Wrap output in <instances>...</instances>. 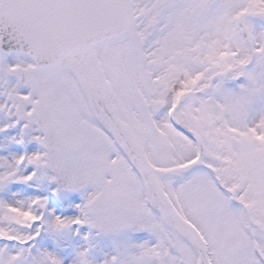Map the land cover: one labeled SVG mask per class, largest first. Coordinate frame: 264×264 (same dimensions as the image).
Segmentation results:
<instances>
[{"label": "snow or ice", "instance_id": "snow-or-ice-1", "mask_svg": "<svg viewBox=\"0 0 264 264\" xmlns=\"http://www.w3.org/2000/svg\"><path fill=\"white\" fill-rule=\"evenodd\" d=\"M0 264H264V0H0Z\"/></svg>", "mask_w": 264, "mask_h": 264}]
</instances>
